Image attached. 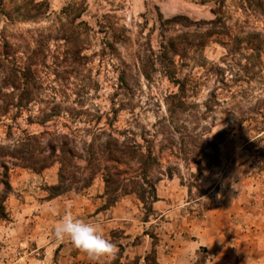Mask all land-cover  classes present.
Returning <instances> with one entry per match:
<instances>
[{
  "label": "rangeland",
  "instance_id": "1",
  "mask_svg": "<svg viewBox=\"0 0 264 264\" xmlns=\"http://www.w3.org/2000/svg\"><path fill=\"white\" fill-rule=\"evenodd\" d=\"M215 27L230 37L201 44ZM175 37L180 55H165L162 43ZM39 41L30 102L18 106L20 90L2 84L3 67L23 69ZM170 57L185 82L183 107L168 99L179 89L161 64ZM0 85V106L9 103L0 109L6 151L38 137L28 141L37 153L52 134H66L75 172L88 176L87 159L104 165L101 145L111 137L157 163L140 188L107 189L97 175L89 187L50 198L58 164L36 173L8 162L0 264H161L168 237H187L221 188L264 191V9H245L242 0H0ZM107 164L128 170L125 178L139 166ZM150 185L156 200L144 206L138 195L149 196ZM105 193L117 197L108 209ZM69 213L98 224L114 251L90 258L57 240L53 227Z\"/></svg>",
  "mask_w": 264,
  "mask_h": 264
},
{
  "label": "trees",
  "instance_id": "2",
  "mask_svg": "<svg viewBox=\"0 0 264 264\" xmlns=\"http://www.w3.org/2000/svg\"><path fill=\"white\" fill-rule=\"evenodd\" d=\"M242 5L245 9L251 10L253 12H259L264 9V0H242ZM216 12V9L213 10ZM180 17H174L172 20H178ZM212 35H217L219 38L225 36L230 37L227 33L219 31V29L213 28L208 31L206 34L201 36V44H204L205 38H208ZM65 39L67 46L72 45L74 41L70 40V37L67 35H62ZM179 37L169 39L165 44L162 43L161 47L165 52V55L171 54L172 56L180 55V44L178 43ZM221 45H226L221 39L218 41ZM42 41L37 42V47L31 51V55L28 57L27 64L23 69H13L8 67H3L5 72V77L3 79V85H11L13 88L20 90L19 99L16 103L18 106H24L30 102L31 94V83L34 80V71L32 66L36 63V55L41 52ZM75 44V43H74ZM228 46V45H226ZM238 48L236 45L233 49ZM38 49V50H37ZM3 54L9 56L12 52L11 45L5 41L2 45ZM66 54H69L67 49ZM161 64L165 68L166 74H168L169 79L179 88L178 93L170 95L168 99L174 100L177 99V106H185V101L183 100L186 93V87L184 80H179L175 77V63L172 57L162 58ZM22 81V82H21ZM0 85V92H1ZM9 103L4 101V105L0 106V109L7 108ZM49 116L46 115L41 120L45 122L48 120ZM241 124V120L236 123V125ZM28 141H38V137H28L27 141L23 142L17 149L12 151H6L3 147H0V182L3 183L4 188L2 194L0 195V219H8V212L4 202L7 198L8 193L11 190L9 184V171L10 168L7 165L10 162L13 166H22L29 169H32L36 173H41L43 170L51 167L54 164H58V182L57 184L47 188L49 197H56L62 195L71 190H80L82 188L89 187L93 179L97 175H101L105 183L106 188H110L114 185H119L125 182L128 185L132 186L133 189L140 188L143 185V182L147 181V173L150 168L156 165L155 159L151 157V154H137V152L132 151L131 148L127 147L124 143H120L115 138H109L104 145H101L103 149L104 156L106 158L105 164L100 163V159L94 155H91L88 160V167L92 169L90 175L86 176L85 173L81 172L79 175L75 172V165L73 164L76 157V153L72 147V140L66 134H52L49 139L46 141L43 150H35L31 147L30 142ZM220 141H223V138H220ZM5 158H10L9 161ZM13 160V161H11ZM131 161L137 162L139 164L136 170H133V174L130 177H122L124 174H130L128 170H115L107 163L115 162L117 164H130ZM84 171L83 169H81ZM126 186V185H125ZM152 192L147 195H138L139 200L148 206L153 201L156 200L154 189L150 185ZM106 203L104 205L105 209L112 207L116 201V196H111L109 193H105ZM145 260L148 262V257H145Z\"/></svg>",
  "mask_w": 264,
  "mask_h": 264
},
{
  "label": "crops",
  "instance_id": "3",
  "mask_svg": "<svg viewBox=\"0 0 264 264\" xmlns=\"http://www.w3.org/2000/svg\"><path fill=\"white\" fill-rule=\"evenodd\" d=\"M217 194L208 211L189 223L187 237H168L161 264H264V191L224 186Z\"/></svg>",
  "mask_w": 264,
  "mask_h": 264
},
{
  "label": "clouds",
  "instance_id": "4",
  "mask_svg": "<svg viewBox=\"0 0 264 264\" xmlns=\"http://www.w3.org/2000/svg\"><path fill=\"white\" fill-rule=\"evenodd\" d=\"M53 235L57 240L69 241L90 258L110 254L115 249V245L102 234L98 224L70 213L64 215L53 227Z\"/></svg>",
  "mask_w": 264,
  "mask_h": 264
}]
</instances>
